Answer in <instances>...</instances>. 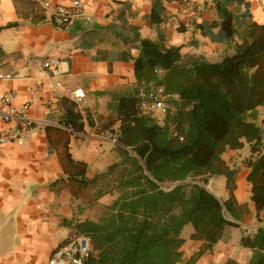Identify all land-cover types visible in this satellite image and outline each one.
<instances>
[{"label": "crops", "instance_id": "0c3cea01", "mask_svg": "<svg viewBox=\"0 0 264 264\" xmlns=\"http://www.w3.org/2000/svg\"><path fill=\"white\" fill-rule=\"evenodd\" d=\"M191 1L199 9L192 26L180 24L182 0H162L159 20L151 19L153 0H81L91 21L73 20L60 28L31 0H0V93H13L17 107L31 100L32 119L24 144L9 142L0 149V264H49L58 246L80 235L79 222L98 220L118 197L117 191L97 196L102 183L91 180L123 161L124 151L113 141L119 122L112 121L119 97L141 86L134 69L141 39L163 40L186 57L219 62L242 42L245 24L240 22L264 25L257 0L231 1L227 18L214 0ZM49 2L69 5L71 0ZM44 60L57 63V76ZM76 88L86 92L80 103L69 94ZM256 121L264 146V105ZM251 155L248 144L226 150L222 158L236 170L234 189L228 190L224 175L210 178L207 187L221 202L228 200L238 217L228 211L226 216L237 225L197 256L206 243L191 239L194 229L187 224L181 232L184 260L249 263L252 250L241 239L264 227V208L257 211L246 179L244 160Z\"/></svg>", "mask_w": 264, "mask_h": 264}, {"label": "trees", "instance_id": "16d2710c", "mask_svg": "<svg viewBox=\"0 0 264 264\" xmlns=\"http://www.w3.org/2000/svg\"><path fill=\"white\" fill-rule=\"evenodd\" d=\"M231 1L214 0L224 18L232 16ZM153 2L151 19L159 20L165 8L162 0ZM243 24L242 42L219 62L186 57L163 40L141 39L134 60L141 86L119 97L112 121L119 122L114 136L124 151L121 164L130 168L117 172L121 164L115 163L91 180L102 183L97 196L119 195L98 220L76 225L92 247L86 264H195L196 257L182 258L187 224L194 229L191 239L206 243L197 256L237 225L226 216L238 217L228 200L221 202L206 187L210 178L224 175L228 190L234 189L236 170L222 158L228 149L250 146L246 179L257 211L264 208L263 129L256 121L264 105V25ZM157 87L166 105L159 117L144 112L140 96ZM241 244L252 250L248 264H264V227L244 235Z\"/></svg>", "mask_w": 264, "mask_h": 264}, {"label": "built area", "instance_id": "2783aa9c", "mask_svg": "<svg viewBox=\"0 0 264 264\" xmlns=\"http://www.w3.org/2000/svg\"><path fill=\"white\" fill-rule=\"evenodd\" d=\"M31 1L49 12L48 19L56 27L63 28L73 20L91 21V18L84 12L81 0H71L69 5H51L49 0ZM257 2L264 10V0H257ZM181 4L185 17L183 21H180V24L192 26L198 15V6L191 0H182ZM42 63L51 69L53 76L59 74L56 62L44 60ZM56 85L59 86L60 83L57 82ZM69 94L78 103L86 97L83 88H76ZM140 96L142 98L141 108L144 112L151 113L156 117L165 113V96L161 87L152 88L148 92L143 91ZM12 101L13 93H0V149L9 142L24 144L31 130L32 119L29 116L31 100L18 107ZM113 141L116 140L113 139ZM91 253L90 240L84 235H78L58 246L49 259V264H86Z\"/></svg>", "mask_w": 264, "mask_h": 264}, {"label": "rangeland", "instance_id": "374dc122", "mask_svg": "<svg viewBox=\"0 0 264 264\" xmlns=\"http://www.w3.org/2000/svg\"><path fill=\"white\" fill-rule=\"evenodd\" d=\"M155 117H156V116H155ZM126 165H127L128 168H130V165H129V164H124L121 168H118V169H117V172H119L120 170H124L125 167H126ZM238 167H241V165H238ZM234 169H235V168H234ZM208 186H209V181H208L206 187H208ZM97 192H98V190H96V194H97Z\"/></svg>", "mask_w": 264, "mask_h": 264}]
</instances>
